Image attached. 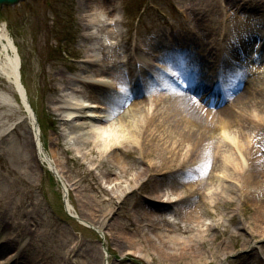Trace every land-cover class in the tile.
<instances>
[{"label":"rangeland","instance_id":"1","mask_svg":"<svg viewBox=\"0 0 264 264\" xmlns=\"http://www.w3.org/2000/svg\"><path fill=\"white\" fill-rule=\"evenodd\" d=\"M108 1L114 8L111 14L95 10L93 0H20L0 8V27L17 47L21 80L38 122L41 143L59 173V178L55 177L47 164L34 158L32 131L25 124L24 107L12 85L0 74V91L10 96L0 97V259L7 260L5 257L13 252L6 264H24L26 259L32 264H203L189 261L190 257L165 258L149 247L145 234L151 228L158 232L164 223L162 231L166 233L165 227L173 224L175 228L168 234L184 239L190 235L189 223L181 222L177 211L166 215L168 209L158 211L157 218L151 216L157 222L155 227L140 222L144 206L149 205L135 193L140 192V184L130 187L124 177L114 174L107 180L104 168L93 161L95 157L87 153L84 144L75 140L78 136L89 138L78 131L82 120L63 121L54 107L59 100L68 101L69 95L77 93L73 78L92 80L88 71L110 62L117 63L126 80L136 72L152 73L150 64L146 69L136 66L139 60L131 52L140 46L146 50L144 45L151 44L150 50H164L172 58L173 50L168 46L175 37L199 40V36L212 35L214 45H218L222 38L243 43L253 35L256 42L264 35V0H227L236 1L238 7L229 4L225 10L220 9V0V7L218 0H102L105 5ZM115 44L119 46L117 53ZM104 53L108 55L103 57ZM90 56L97 58L99 65H89ZM242 71L244 67L237 72L244 74ZM65 76L72 80H63ZM104 80L109 82L111 77ZM18 119L21 121L15 129L8 130ZM97 180L100 188L96 192L91 182ZM118 181H122L119 186L134 189L110 203L93 199V194L97 199L107 198L104 189L113 194ZM147 186L153 189L147 196L149 200L155 194L183 187L169 180L154 188L150 183ZM263 187L255 186L253 200L243 205L235 198L228 208L223 194L216 196L215 207L199 208L209 215L205 224L198 225L206 229L205 264H264V237L254 205ZM232 188L230 185L229 190ZM68 191L75 196L72 198ZM199 193L191 196L193 202L174 201V207L179 212L188 205L194 208ZM65 198L73 209L66 206ZM71 214L91 226L81 224ZM208 225L211 228L207 229ZM123 234L132 235L136 252L129 251ZM243 241L249 246L242 250Z\"/></svg>","mask_w":264,"mask_h":264},{"label":"bare ground","instance_id":"2","mask_svg":"<svg viewBox=\"0 0 264 264\" xmlns=\"http://www.w3.org/2000/svg\"><path fill=\"white\" fill-rule=\"evenodd\" d=\"M93 2L95 10L99 9L108 14L114 11L109 1L106 5L102 0H93ZM220 2L221 7L218 0L221 10H225L229 4L238 7L236 1L228 3L227 0H220ZM95 21L101 24L100 19ZM212 37L214 36H199V40L183 37L176 40L175 37V40L170 42L172 45L168 48L173 50L172 58L179 63L182 62L181 59L185 52L190 51L193 55L195 54L191 58L192 61L187 58L183 65L175 63L178 67L168 68L164 65L168 72L176 73L180 78V85L173 90V93L157 91L156 94L153 93L150 96L144 88V82L141 83V80L134 78V74L124 85L125 78L121 75L117 63L110 62L103 67L88 71L96 77L86 80L85 83L82 82L86 89L73 82V85L78 89H83L87 94L67 95L70 97L68 101L59 100L54 107L60 116H64L65 120L74 117L73 121L82 120L78 129L87 131L90 137L83 139L78 136L75 140L84 144L87 147V153L95 157L93 161L99 167L104 168L108 174L106 175L107 180H110V174H114L124 177L130 187L140 184V192L135 191V193L141 197L143 202H149V205L144 206V219H140V222L147 221L155 227L157 222L151 216L160 215L158 211L161 210L172 211L171 207L175 205L176 200L180 204H184L186 200L193 202L191 196L200 192L194 208L188 205L181 215L178 214L181 222L189 223V236L180 239L176 234H168L175 228L173 224L165 227V233L162 231L165 226L163 223L158 232L155 231L156 228H151L150 232H146L145 241L149 247L165 258L190 257L189 261L198 260L203 264L207 263V256L203 251L206 250L203 247L206 243L203 232L206 229L202 230L198 225L205 224L204 219L209 215L204 211L202 214L199 208L215 207L217 205L216 196L223 194L225 197L223 203L227 202L228 208L235 198L243 205V202L253 200L252 189L255 186L264 185V66L252 62L255 54L246 53L243 61H251L246 66L252 69L254 74L247 77L244 82L245 75L242 76L235 70V67L241 65L243 61L238 65L240 59H236V55L231 52V50H238L242 41H232L227 37L223 41L224 44L216 47ZM252 39L253 35L248 36L243 41L245 42L244 47L252 48L254 45L251 43ZM150 47L151 44L144 45L146 50L139 47L137 55L142 63L141 67H148L147 63L152 60L160 63L162 59L156 53H161L166 60V51L150 50ZM225 47L226 55H232V58L236 60L230 61L228 56L222 55ZM114 50L117 53L118 44L114 45ZM141 52L145 53L141 54ZM153 52H156L155 55ZM106 55L104 53L103 57ZM213 55H215L214 58ZM16 56L8 35L2 32V27H0V72L8 76L12 84L11 74L15 69ZM111 57L113 56H108V58ZM87 63L95 67L99 65L97 58L93 56L87 59ZM218 67L228 69V75H225V71H216ZM202 69L205 71L200 77ZM84 72L87 71L84 70ZM106 76L111 77L109 82L104 80ZM222 78H226V83L229 85L222 91L229 96L230 100L229 103L215 110V108H210L211 103L215 102L211 100V93L221 88L219 84L224 83L221 82ZM69 79L66 76L63 78L65 81ZM73 79L80 82L79 79ZM132 83H134L133 87L129 86ZM156 84L165 85L160 78ZM242 84L243 88L238 92L236 88ZM206 85L211 86L207 99L204 96ZM193 94L197 97L194 98ZM218 102L222 103L221 98ZM34 123L36 124L35 116ZM36 128L34 127L35 132ZM37 149L38 153L34 158L40 163H48L41 148ZM82 151L86 152V150ZM201 176L204 177L201 179ZM166 180L180 183L183 187L177 190L171 188V192L155 194L150 197V200L147 199V196L153 193V189L147 184L150 183L154 188ZM121 182L115 183L112 189L114 195L104 189L108 195L107 198L97 199L93 194V199L110 203L114 197L119 198L122 194L134 189V187L128 189V187L119 186ZM230 185H233L231 190H229ZM99 188L98 180L91 182L92 190L97 192ZM222 188L225 189L223 193ZM263 190L264 187L258 192L254 205L257 207L260 231L264 237ZM184 192L186 194L182 195ZM218 202L221 200L218 199ZM154 212L156 213L152 214ZM209 214L211 215L210 211ZM139 226H142V223ZM209 228L211 226L208 225L207 229ZM122 238L126 239L129 251L133 253L137 251L136 242H131L132 235L123 234ZM9 246L7 244V247ZM248 246L247 241L241 243L242 250ZM11 253L5 259L11 258L13 256ZM30 261L26 259L24 264H32ZM1 263H3L2 260Z\"/></svg>","mask_w":264,"mask_h":264},{"label":"water","instance_id":"3","mask_svg":"<svg viewBox=\"0 0 264 264\" xmlns=\"http://www.w3.org/2000/svg\"><path fill=\"white\" fill-rule=\"evenodd\" d=\"M18 0H0V7L2 4H13L16 3Z\"/></svg>","mask_w":264,"mask_h":264}]
</instances>
